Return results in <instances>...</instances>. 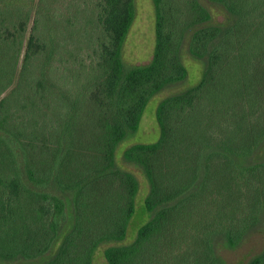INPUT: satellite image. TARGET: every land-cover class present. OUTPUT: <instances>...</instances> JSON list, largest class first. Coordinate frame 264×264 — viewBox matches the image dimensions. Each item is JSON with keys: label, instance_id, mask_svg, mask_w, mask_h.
<instances>
[{"label": "trees", "instance_id": "1", "mask_svg": "<svg viewBox=\"0 0 264 264\" xmlns=\"http://www.w3.org/2000/svg\"><path fill=\"white\" fill-rule=\"evenodd\" d=\"M152 0L154 47L126 66L135 0H0V260L227 264L264 220V0ZM159 136L122 151L148 181L147 219L124 242L138 181L116 164L149 99ZM54 189L56 192H54ZM245 264H264V245Z\"/></svg>", "mask_w": 264, "mask_h": 264}, {"label": "rangeland", "instance_id": "2", "mask_svg": "<svg viewBox=\"0 0 264 264\" xmlns=\"http://www.w3.org/2000/svg\"><path fill=\"white\" fill-rule=\"evenodd\" d=\"M200 1L210 9L213 21H225L229 18V14L223 7L213 5L208 0ZM153 47L154 9L152 0H135V17L123 43L122 60L126 66L147 63L151 59ZM182 60L187 68L186 77L180 82L165 87L149 99L137 130L121 140L115 150L116 164L120 168L132 172L138 181V191L135 199L136 212L128 225L124 242H129L133 239L136 226L147 219V213L141 212L144 208L143 200L148 192L149 185L142 169L138 165L125 160L122 156V151L136 142L155 141L159 136V127L155 118V109L158 101L171 93L194 84L199 79L203 69V62L192 57L187 52L186 47L183 48ZM54 192H56L55 189ZM223 241L222 238L218 237L214 240L215 252L227 264H245L264 245V220L258 227L247 233L236 247L229 248L224 245ZM107 244L102 243L96 248L93 253V264H107L103 255V249ZM36 261L23 259L0 260V264H32L36 263Z\"/></svg>", "mask_w": 264, "mask_h": 264}]
</instances>
